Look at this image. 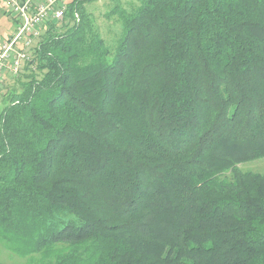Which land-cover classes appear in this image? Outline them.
I'll return each mask as SVG.
<instances>
[{
	"label": "trees",
	"instance_id": "trees-1",
	"mask_svg": "<svg viewBox=\"0 0 264 264\" xmlns=\"http://www.w3.org/2000/svg\"><path fill=\"white\" fill-rule=\"evenodd\" d=\"M29 51L0 111L22 262L0 264H264V175L239 168L264 158V0H67Z\"/></svg>",
	"mask_w": 264,
	"mask_h": 264
},
{
	"label": "built area",
	"instance_id": "built-area-1",
	"mask_svg": "<svg viewBox=\"0 0 264 264\" xmlns=\"http://www.w3.org/2000/svg\"><path fill=\"white\" fill-rule=\"evenodd\" d=\"M4 3L8 15L15 20V32L0 41V83L6 73L16 76L23 63L30 60L29 49L44 23L62 21L67 0H4Z\"/></svg>",
	"mask_w": 264,
	"mask_h": 264
},
{
	"label": "rangeland",
	"instance_id": "rangeland-1",
	"mask_svg": "<svg viewBox=\"0 0 264 264\" xmlns=\"http://www.w3.org/2000/svg\"><path fill=\"white\" fill-rule=\"evenodd\" d=\"M136 6L137 5H135L134 7ZM86 7L87 9H91L95 12L94 24L98 28L101 38L111 48H113L117 42V39L121 37L122 29L121 27L118 26V22L115 21L116 20L115 18H111L108 20L104 16V14L109 11L112 5L107 2L102 3L100 1H91L86 4ZM9 18L11 17L8 15L4 0H0V40L7 37H11L15 32L14 22L9 20ZM3 79H5V77ZM12 81L13 80L8 79L5 80V82L0 85V111H1V107L5 105L4 95L12 91L13 86H16V84H13ZM239 168L242 171L258 172L264 175V158L241 163L239 165ZM19 259L20 258L17 255L0 247V263H11V262L21 263L22 261Z\"/></svg>",
	"mask_w": 264,
	"mask_h": 264
},
{
	"label": "crops",
	"instance_id": "crops-1",
	"mask_svg": "<svg viewBox=\"0 0 264 264\" xmlns=\"http://www.w3.org/2000/svg\"><path fill=\"white\" fill-rule=\"evenodd\" d=\"M9 20L13 21L14 24H15V20H14V19L9 18ZM4 39H5V38H4ZM1 40H3V39H1ZM1 40H0V41H1ZM9 75H10V73H6L4 77L6 78V77L9 76ZM10 76H11V75H10ZM4 80H5V79H4ZM4 80H3V81H4ZM1 84H2V82L0 83V85H1Z\"/></svg>",
	"mask_w": 264,
	"mask_h": 264
}]
</instances>
